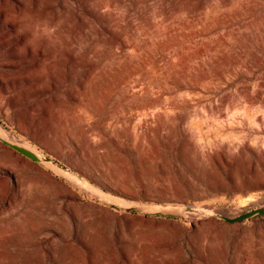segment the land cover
<instances>
[{
	"label": "rangeland",
	"instance_id": "374dc122",
	"mask_svg": "<svg viewBox=\"0 0 264 264\" xmlns=\"http://www.w3.org/2000/svg\"><path fill=\"white\" fill-rule=\"evenodd\" d=\"M0 264H264V0H0Z\"/></svg>",
	"mask_w": 264,
	"mask_h": 264
},
{
	"label": "bare ground",
	"instance_id": "6f19581e",
	"mask_svg": "<svg viewBox=\"0 0 264 264\" xmlns=\"http://www.w3.org/2000/svg\"><path fill=\"white\" fill-rule=\"evenodd\" d=\"M10 135V134H9ZM9 137H11V136H9ZM12 138V137H11ZM14 140H17V139H14ZM19 140V139H18ZM11 142V141H10ZM17 142V141H16ZM14 143V142H13ZM18 143V142H17ZM20 143V142H19ZM16 144V143H15ZM21 144V143H20ZM25 144V143H24ZM27 145V144H26ZM39 154V153H38Z\"/></svg>",
	"mask_w": 264,
	"mask_h": 264
},
{
	"label": "water",
	"instance_id": "95a60500",
	"mask_svg": "<svg viewBox=\"0 0 264 264\" xmlns=\"http://www.w3.org/2000/svg\"><path fill=\"white\" fill-rule=\"evenodd\" d=\"M245 216H247V215H243L242 218H244Z\"/></svg>",
	"mask_w": 264,
	"mask_h": 264
}]
</instances>
